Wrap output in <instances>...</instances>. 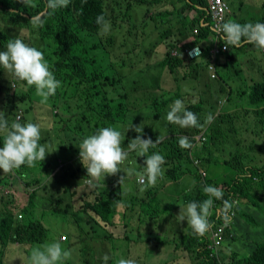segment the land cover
Wrapping results in <instances>:
<instances>
[{
    "label": "trees",
    "instance_id": "16d2710c",
    "mask_svg": "<svg viewBox=\"0 0 264 264\" xmlns=\"http://www.w3.org/2000/svg\"><path fill=\"white\" fill-rule=\"evenodd\" d=\"M31 3L34 6L27 7L20 0H0V46L5 40L27 30L29 45L43 52L50 70L61 82V87L54 96L49 97L47 103H41V100L35 98V86L28 87L27 91L21 89L18 97H21L22 101H26L27 97L30 101L33 123L37 124L42 114L46 116L42 117V120L52 121L63 130L71 131L64 123L67 118L71 122L73 116L78 123L83 124L82 127L74 129L76 137L80 138L84 136L77 134V129L85 130L91 135L102 127L111 126L123 134L122 147L126 150L128 142L139 135L128 129L132 125L135 127L143 123L145 139L150 137L155 142L159 136L164 137L163 142L155 148H150L148 153V155L159 153L164 157L163 175L159 178L175 180L184 176L181 172L184 150L180 147L177 136H193L200 128L184 129L170 124L166 120L169 106L176 99H181L186 108L204 123L206 106L209 105L211 112L216 108V102H211L216 97L214 91L220 94L228 93L227 106L233 107V111L227 108L217 117L213 126L209 127L208 142L201 149L208 154L211 153V149L226 152L227 158L223 166L225 168L230 166L231 173L225 174L224 178L214 173L207 180L209 184L219 182L218 179L223 181L220 183L222 187L219 188L224 194L223 199L233 204L230 211L235 214L237 226H243L241 219L246 225L248 223L259 230V240L252 238L254 248L251 253L234 264H264V80L254 83L247 89L234 90L229 84L230 77L224 79V75L218 73V79L214 81L217 84L215 87L204 88L201 91L199 86L193 87L190 84V79L199 76V70L206 69L205 66L213 61L210 52V48L215 46L211 40L213 33L209 27L203 26V23L211 24V16L207 10L208 2L70 0L66 8L47 10L43 27L39 29L33 28L29 21L32 15L44 12L46 3L45 0H31ZM140 7L144 9L140 10ZM13 10L15 15L12 14ZM191 12H194L195 16L191 17ZM99 15H103L111 24L110 32L104 36L99 35L100 26L96 23ZM236 22L255 23L249 18ZM258 22L264 23V17ZM2 27L6 29L2 31ZM195 29H198V34L194 33ZM194 45H200L203 53L196 59H190L186 48ZM223 45L222 40L217 44L221 51L218 60H226L225 64L238 61V52L255 46L242 41L241 46H229L223 51ZM175 50L179 55H172ZM152 64H156L155 67L163 71L167 70L173 79L177 81L182 79L180 87L164 90L161 88L159 77L130 81L133 75L144 74L140 72L142 68L153 69ZM2 74L1 71L0 78ZM17 82L26 85V82ZM9 84L2 90H8ZM226 87H229V91ZM9 93L10 89L5 92V96H9ZM35 103L37 107H34ZM40 105L42 107L39 109ZM244 134L248 136V140L242 137ZM76 137L72 142L76 141ZM44 141L45 139L41 138L40 143ZM2 147L3 134H0V148ZM71 150L75 151L76 148L72 146ZM200 157L203 158L202 155ZM46 159L52 164L53 171L60 165L59 162L50 161V154L46 155ZM128 159L133 176L136 172L144 170L142 163L146 157L132 151L129 152ZM47 162L44 160L38 163L44 176L51 175L47 169ZM26 168L27 165H23L15 171L22 177L28 174ZM121 176L127 177L125 180L130 178L123 171L118 179L113 180L115 185L113 189H99V186L94 189L89 187L64 189L61 194L59 192L53 195L51 210L74 219L76 216L79 217V220L76 219V225H83L84 222L86 225L104 228L115 224L114 219L118 214L119 205L126 209L122 219L128 226L130 224L126 221V216L133 208L139 211L135 226H143L147 218L155 220L156 211L153 213L152 210L144 211L145 198L137 197V192L134 191L133 196L127 195L129 198L124 196L127 200H123V195L126 194L121 185H116L119 184ZM194 176L200 181L199 176L196 174ZM5 179L3 170L0 169V184ZM102 179L103 177L100 181ZM43 182L44 180L39 181ZM135 182L133 189H139L137 180ZM158 185L159 183L154 187L145 185L143 192L146 189H158L160 187ZM37 194L38 189H33L30 196L31 206L35 199L43 201ZM191 195V202L200 203L207 199L202 187L199 186ZM214 202L223 207L221 200ZM3 203L5 204L0 205L1 244L14 241L22 245H31L45 241L47 229L40 220L25 217L17 220L11 206L14 201L3 200ZM256 214L260 215L259 219ZM224 232L226 233V228ZM246 235L248 239L251 238L250 233ZM170 243V240H166L163 244ZM225 244L218 249L217 255ZM180 246L183 252L192 257L191 259L198 261L197 264H217V259L208 249L206 234L195 235L190 228L182 237ZM177 262L178 259L174 264ZM110 264L118 263L110 261Z\"/></svg>",
    "mask_w": 264,
    "mask_h": 264
},
{
    "label": "rangeland",
    "instance_id": "374dc122",
    "mask_svg": "<svg viewBox=\"0 0 264 264\" xmlns=\"http://www.w3.org/2000/svg\"><path fill=\"white\" fill-rule=\"evenodd\" d=\"M243 2L245 4L258 2L257 6L252 12H250V14H253V21L255 23L264 17V0H243ZM234 6H236V13H238V5H233V9ZM139 9L142 10L144 7H140ZM249 10L244 12V20H248L247 14ZM44 12L47 13V10L45 9ZM190 15L193 16V12H191ZM229 19L235 22L233 16H230ZM5 29V27H2V31ZM18 36H20L25 43L30 44L28 42L27 30H23ZM16 37L17 36H13L9 39H14ZM9 39L5 40L3 45L0 46L2 51H4ZM238 54L239 60H234L230 64H225L226 60L211 61L205 66L206 69L199 70V76H194L193 79H190V84L193 87H195V85L199 86L201 91L204 88L209 89L210 87H215L217 84L214 81L218 79V73L224 75V79H226L227 76L230 77L229 84L234 90L237 88L247 89L254 83L262 82L264 80V50H258L253 46L245 50L243 49L238 52ZM155 65L156 64L151 65L154 67L153 69L145 70V67L142 68V71L140 72H143L144 74L133 75L130 78V81L135 79L141 80L159 77L161 88L164 90H170L173 88L178 89L180 87V83L183 82L182 79L179 81L175 80V78L173 79L168 74L169 72H167V70L163 71L160 68H156ZM0 71H4L0 80V88H4L5 85H3V79H8L9 75L2 68H0ZM27 88L26 85L23 86V84L17 82L14 98L15 103H21L22 101L21 97H18L20 94H17V90L23 89L24 91H27ZM226 88L227 91H229V87ZM214 92L216 93V97L220 94L217 91ZM2 96L3 95L0 94V97ZM35 98L39 101L41 100L38 96ZM214 98L211 102H216L215 110L211 112L209 105H207V114H204L206 117L211 114L213 117L212 121L210 123H205V117L204 123H201V119L199 118L200 124L203 125V127H200L193 136L182 135L186 136L193 145L190 149L182 148L184 150V158L182 159L181 168V172L184 173L183 177L175 180L158 178L156 184L151 186L154 187L159 183L158 186L160 187L158 189H146L145 192H143L140 189L142 186L138 183L139 189H133L136 185V176H133L132 172H130L129 159L120 165L121 172L116 175H109V178L116 180L123 171L124 173H130L128 174L130 178L124 181L122 188L120 187L126 194L123 195V200H127L124 196L129 198L127 195L133 196L134 191L137 192V197L145 198L143 203L144 211L152 210V213L156 211L154 216V219L156 218L155 220H150L149 218L146 220V216L144 215V219L146 220L145 224L140 227L134 226L138 221L139 211L137 208H133L131 211L129 210L126 216V221L130 224V226H128L122 219V214L126 209L123 205H119L118 214L114 219V225L105 228L86 225L84 222H82L83 225H76V219L79 220V217L76 216L74 219L71 216L60 215L51 210L52 196L59 192H63L62 189H38L37 197H42L44 201L49 202V205L42 207V201L35 199L34 204L31 207H28V204L26 205L24 215L31 218V220L38 219L43 223L44 227L47 229L45 241L41 244L31 245H14L8 241L6 251L4 245L0 243V264H28V258L33 248L57 241L62 244L64 249L71 250L72 252L71 257L62 261L61 264H105L103 260L105 254L110 257L107 264H110V261L118 263L121 258L136 259V261L140 263L150 261L151 263L154 262L156 264H174V261L178 259L177 264H197L198 261H194L187 252L181 250L182 246H180V243L182 242V237L187 234L190 227H188L187 221L179 222L176 217L180 212L179 205L181 202L186 206L191 201L192 195L190 194L189 189H195L198 186L203 187L204 185H211L217 188L222 187V184H220L223 182L222 180L218 179L219 182L215 181L216 183L209 184L207 180L208 177L216 173L219 177L224 178L225 174L231 173L230 166L226 168L223 166L224 161L227 158L226 152L221 149H211V153L208 154L201 149V147L203 148L207 144L208 134L210 133L208 132L209 127L213 126L217 117L224 113L227 108H231L233 111V107L227 106L228 93L220 94L216 100H214ZM10 101L12 102L13 100ZM21 104V106L19 104V107L23 113L22 120L26 119V122H22V120L20 121L22 123H27L31 121L30 101L26 97V101H22ZM36 104L37 103L34 104V107H37ZM41 107L42 105L39 106V109ZM132 108L134 109V107ZM3 109L4 101L0 98V111ZM9 109L10 108L6 105V119L8 118L11 123L13 121L12 119H14V117L16 118L17 115L14 116L13 110ZM42 117L46 116L41 114L37 122L41 128V138L49 124V121L42 120ZM64 124L67 129L70 128L73 132L69 130L63 132L62 127H57L55 131L51 133L52 136L55 134L58 136L62 135L63 141L55 143L51 148V151L53 152L50 153V161H68L65 164L60 163V175L58 179L61 184H73V187H89L94 189L96 187H92L86 182L87 170L81 163L79 156L80 149L78 145L83 138L76 137V134L74 133V129L76 127H82L83 124L78 123L73 116L71 122H69V118H67V121H65ZM76 133L80 136H88V132L85 130L77 129ZM182 136H177V138L179 139ZM74 137H76V141L72 142ZM242 137L246 140L249 139L246 134ZM74 143L75 145H72ZM42 144H45V142ZM72 146L76 148L75 151L71 150ZM200 155H202L203 158H201ZM75 157H77V159H75ZM142 164L144 166V163ZM135 165L136 163L134 160L133 166ZM47 169L51 174L53 173L52 164L49 162H47ZM33 174L39 176L42 175V171L39 167L34 170L31 169V175ZM125 174L127 175V173ZM195 174L200 177V181L194 176ZM105 178H107V176ZM14 181H16V178L11 182L15 183ZM98 183L99 185H102L99 186V189H113L115 186L107 179H104V177L102 181H99ZM116 185L120 186V184ZM2 186L5 187L4 182L2 183ZM128 187L131 189H127ZM143 188H145V185ZM32 190L33 189H16L18 193L17 197L19 198L15 200L18 206L22 207L21 199H28V195L30 192L32 193ZM148 191L150 193L146 194ZM15 196L16 195H14V197ZM9 200L10 198H7V202ZM24 202L27 203V201ZM256 217L259 219L260 215L256 214ZM240 222L243 226H237L236 220H234L232 225L226 228V238L228 240H226L225 247L221 250L220 254L214 256L217 259V264H234L237 261L242 260L248 255L243 252L250 250L251 253L254 248L252 238L254 237L256 240H259L258 227H252L248 223L246 225L241 219ZM249 233L251 238L248 239L246 234ZM62 236L65 238L61 239ZM166 240H170L171 243L167 245L163 244ZM173 240H176L177 242H174Z\"/></svg>",
    "mask_w": 264,
    "mask_h": 264
},
{
    "label": "clouds",
    "instance_id": "9594fccd",
    "mask_svg": "<svg viewBox=\"0 0 264 264\" xmlns=\"http://www.w3.org/2000/svg\"><path fill=\"white\" fill-rule=\"evenodd\" d=\"M20 2L27 7L34 6L31 0H20ZM45 3L46 10L54 11L59 8H66L70 4V0H45ZM12 14H16L15 10H13ZM46 14V12H38L32 15L29 24L37 29L43 27ZM96 23L100 26L99 35L104 36L110 32L111 24L103 15L97 16ZM217 31L223 33L221 40L225 44L226 49L229 46L239 47L243 41L255 45L258 50H264V23L249 22L240 24L228 21L218 25ZM191 54L200 55L199 49L193 50ZM0 68L9 75L8 80L3 79V85L6 86L10 83L8 88V90L10 89L9 96H5V92L8 90L0 88V94L3 95L0 98L4 101V109L0 111V134H3V147L0 148V169L3 170V178H6L0 184V205L5 204L3 200L7 201V198L13 200L14 204H11L13 213H15L17 220H22L24 217L28 218L24 215V211L27 204L28 207H31V192L28 195V199H21L22 207L18 206L16 203L19 198L17 197L18 193L16 189H12L11 181L16 178V180L18 179L24 183L25 189H31V167H34L37 162H43L46 155L53 151H51L52 145L40 143L41 128L39 124L31 121L22 123L23 121L26 122V119L22 120L23 113L19 107V104L20 106L22 105V101L21 103L14 102L17 81L26 82L27 87L35 86V94L41 98V103H47L49 97L56 94L57 89L61 87V82L56 79L54 73L50 70L43 52L25 43L20 36L9 39L5 51H0ZM20 92L21 89L17 90L18 95ZM10 100L13 101L11 102ZM6 105L10 108L9 110H13L14 116L17 115L16 118L12 119L11 123L8 118L6 119ZM169 108L166 120L170 124L184 129L203 127L199 123L197 115L186 108L183 100L176 99ZM212 119V115L209 114L205 123H210ZM144 127L142 123L135 127L132 125L128 129V131L134 130L139 135L128 142L127 150L122 147L123 134L111 126L102 127L94 134L82 139L78 145L80 149L79 156L81 163L87 170L86 182L90 186H102L98 183L101 177L105 179L106 176L116 175L121 172L120 165L128 159L129 152L132 151H135L141 157H146L143 166L144 170L135 173L137 183L142 186L141 191L144 190V185L152 186L156 184L157 179L163 175L162 165L165 160L159 153L151 155H148V153L150 148H155L162 143L164 137L159 136L155 142L150 137L145 139ZM179 145L184 149L193 147L186 136L179 138ZM23 165H27L26 172L28 174L19 177L15 169H19ZM125 173L127 175L130 174L128 172ZM126 178L120 177L119 184L121 186ZM3 182L5 187L2 186ZM202 192L207 196V199L200 203L190 202L186 206L181 202L179 205L180 212L176 217L179 222L187 221L188 227L198 236H204L213 227L208 218L211 215L214 200L223 202V208L218 213V216L222 215L226 225L231 221L229 211L233 207L230 201L223 199L224 194L220 188L204 185ZM14 195L16 196L14 197ZM24 201H27V203ZM13 242L9 241V243L14 245L20 244ZM7 243L8 241L4 245L5 251L7 250ZM71 255V250L64 249L59 241L52 242L33 248L28 258V264H61L62 261L67 260ZM109 259L110 257L105 254L103 257L105 264H107ZM118 264H136V261L132 258H121Z\"/></svg>",
    "mask_w": 264,
    "mask_h": 264
},
{
    "label": "crops",
    "instance_id": "0c3cea01",
    "mask_svg": "<svg viewBox=\"0 0 264 264\" xmlns=\"http://www.w3.org/2000/svg\"><path fill=\"white\" fill-rule=\"evenodd\" d=\"M227 2L230 5V15H229V17L233 16L235 18V22L237 20H243L244 21V12L248 11L249 9L250 10H249V12L247 14L248 18L253 20V14H250V12L253 11V9L257 6L258 2L246 3V4L243 2V0H227ZM233 5H238V13H236V6H234V9L232 8ZM193 14L195 15L194 12H193ZM193 16H191V17H193ZM57 127L58 126H56L52 121H50L49 124L47 125L46 129H45L46 130L45 133L42 135L43 136L42 138L45 139L44 142L47 143V144L52 145V147L54 146L55 143L63 141L62 135L61 136H58L56 134L54 136L51 135V133L53 131H55V129ZM64 131L65 130H63V132ZM75 159H77V157H75ZM45 161L47 162L46 158H45ZM57 162H59V164L60 163L61 164H65L68 161L62 160V161H57ZM38 163L39 162H37L34 167H31V169L34 170V169L38 168ZM59 170H60V165H58L57 167L54 168V171H53V173L50 176H44V175L37 176L36 174L31 175V189H62V191L64 189H73V184L68 185V184H61L60 183V180L58 179ZM106 179L108 181H110L111 183H113L114 179L109 178V176H107ZM42 180H44V182L43 183H39V181H42ZM14 182L15 183H11L12 189H25L26 188V186L24 185V183L22 181L17 179ZM32 183H33V185H32ZM45 186H46V188H45ZM102 188H109V187H102ZM110 188H112V187H110ZM127 189H131V188L128 187ZM189 192H190V194L194 193L195 189H189ZM59 194H61V193H59ZM47 205H49V202L43 200L42 201V207H46ZM247 252H243V253L244 254H249L250 250H248ZM134 260L136 261V259H134ZM138 263H140V262L136 261V264H138ZM140 264H156V263H154V262L151 263L150 261H146V262H143V263H140Z\"/></svg>",
    "mask_w": 264,
    "mask_h": 264
},
{
    "label": "built area",
    "instance_id": "2783aa9c",
    "mask_svg": "<svg viewBox=\"0 0 264 264\" xmlns=\"http://www.w3.org/2000/svg\"><path fill=\"white\" fill-rule=\"evenodd\" d=\"M208 2V14L211 16V24L203 23V26H207L211 29L213 33L212 41L215 43V46H212L210 48V52L212 54L213 60H218V56L220 55L221 51L217 48V44L221 41V36L223 33L217 31V26L221 25L225 22L230 21L229 15H230V5L227 2V0H206ZM195 34H198V29L194 30ZM199 49L200 55L195 56L193 53V50ZM222 50H227L225 47V44L222 47ZM187 56L190 59H196L197 57L201 56L203 53V50L200 45H194L193 47H187L186 48ZM173 56L179 55V52L177 50L172 52ZM223 207H220L219 205L215 204L211 209V215L209 216V222L213 226H231L232 222L235 220V214L231 211H229V215L231 216V221L227 225L225 224L222 215L218 216V213L221 212ZM64 239L65 237L62 236L61 239Z\"/></svg>",
    "mask_w": 264,
    "mask_h": 264
},
{
    "label": "bare ground",
    "instance_id": "6f19581e",
    "mask_svg": "<svg viewBox=\"0 0 264 264\" xmlns=\"http://www.w3.org/2000/svg\"><path fill=\"white\" fill-rule=\"evenodd\" d=\"M228 226H213L207 233L206 238L208 240V249L211 250V255L214 257L217 255V251L221 248L226 241V233L224 229Z\"/></svg>",
    "mask_w": 264,
    "mask_h": 264
}]
</instances>
